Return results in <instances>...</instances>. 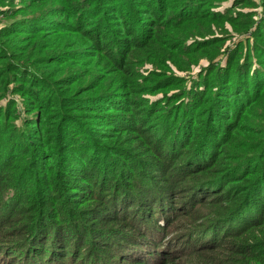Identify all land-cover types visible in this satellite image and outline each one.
<instances>
[{
  "label": "trees",
  "instance_id": "16d2710c",
  "mask_svg": "<svg viewBox=\"0 0 264 264\" xmlns=\"http://www.w3.org/2000/svg\"><path fill=\"white\" fill-rule=\"evenodd\" d=\"M0 249L264 264V0H0Z\"/></svg>",
  "mask_w": 264,
  "mask_h": 264
},
{
  "label": "rangeland",
  "instance_id": "374dc122",
  "mask_svg": "<svg viewBox=\"0 0 264 264\" xmlns=\"http://www.w3.org/2000/svg\"><path fill=\"white\" fill-rule=\"evenodd\" d=\"M226 5H228V3ZM226 28L229 30V34H230V36H232L231 38L236 39V38L239 37L238 34H236V33L233 32V30H232V28H231V26L229 24H226ZM231 42H232V40L230 39L228 41V44L231 43ZM202 65L205 66L206 65V62H202ZM200 70H201V68H196V69H193L192 72H193V74H196ZM143 71H148V72H143ZM152 71H159V70L158 69H155L152 66H147L146 68H144V70H142V72L144 73L145 76H147ZM174 73L176 75L180 76V77H188L190 75V74L182 73V72H174ZM188 223L189 222H175L172 227L168 228L167 232L165 231V234H164L165 235L164 244H167L168 241H173L174 240V242L176 243L175 245L177 246V243L179 241H181V240L183 241L184 235H186L189 232V228H188L189 224ZM188 236H194L196 238V239H193L192 238L194 242L198 239L197 238V235L190 234ZM188 242H190V241L188 240ZM203 243H205V242H202V244ZM139 249H142V250H141V253H138V256L141 255L140 257H142L144 259L148 258L149 255L145 251L146 250L147 251H150V249H148L146 247L145 248H139ZM171 249H180V248L179 247H176V248L174 247V248H170V250L168 249L167 251L172 252ZM11 251L12 252H9V254H7L4 250L0 249V264H20L21 263V260H20V257H19L18 252H16L15 250H11ZM69 252H71V249L69 250ZM185 252L187 253V251H185ZM68 259H69V256L66 258V260H64L65 263L66 264H71L70 260H68ZM87 259L88 258H86V262L85 261H82L81 259H79L77 261V263L75 262L74 264H90L92 261H94L93 260V256L92 257H89L88 260ZM56 260L57 259H54L53 260V257L52 256H49V259L48 260H47V257H46V259H44V260H42L40 262H42V263L44 262L43 264H46L47 262H50L49 264H62V261L60 262L59 260H57L59 262H56Z\"/></svg>",
  "mask_w": 264,
  "mask_h": 264
}]
</instances>
